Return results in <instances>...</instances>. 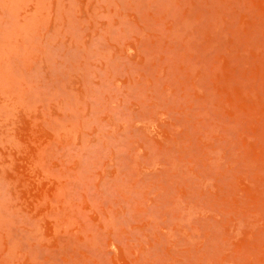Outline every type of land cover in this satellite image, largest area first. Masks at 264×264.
I'll return each instance as SVG.
<instances>
[{
    "label": "rangeland",
    "instance_id": "374dc122",
    "mask_svg": "<svg viewBox=\"0 0 264 264\" xmlns=\"http://www.w3.org/2000/svg\"><path fill=\"white\" fill-rule=\"evenodd\" d=\"M0 264H264V0H0Z\"/></svg>",
    "mask_w": 264,
    "mask_h": 264
}]
</instances>
